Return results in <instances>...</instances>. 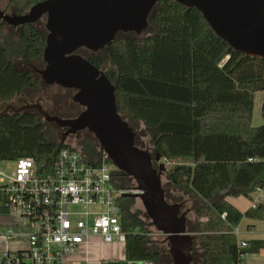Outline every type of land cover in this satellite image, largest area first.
<instances>
[{
  "label": "trees",
  "instance_id": "1",
  "mask_svg": "<svg viewBox=\"0 0 264 264\" xmlns=\"http://www.w3.org/2000/svg\"><path fill=\"white\" fill-rule=\"evenodd\" d=\"M38 1L42 0H7V8L21 15ZM38 23L13 27L0 20V103L49 87L37 73L44 67L46 36ZM148 27L154 29L150 34L118 33L102 50L77 53L102 69L114 84L122 119L129 126L130 121L143 124L149 152L167 162L163 172L169 184L197 202L196 219L187 220L186 229L197 242L198 263L243 264L242 257L264 247V241L241 248L233 229L242 218L264 221V202L240 211L225 198L251 199L257 189L264 192V101L263 122L252 125L254 94L264 90V59L232 49L197 9L175 0H158L149 13ZM5 29L11 33L1 36ZM36 101L50 115L61 118H72L80 111L73 115L64 110L67 102L54 97H48L49 107L39 98ZM62 132L35 110L5 113L0 116V163L30 156L39 168L49 170ZM134 144L141 148L136 138ZM79 145L91 160L99 153L88 131ZM153 164L158 166L154 160ZM115 176L118 187H134L133 179L123 172ZM164 194L167 202L180 203L165 190ZM118 200L124 256L102 264L171 260L166 251L152 246L147 218L142 219L137 210L131 212L135 199L119 196Z\"/></svg>",
  "mask_w": 264,
  "mask_h": 264
},
{
  "label": "water",
  "instance_id": "2",
  "mask_svg": "<svg viewBox=\"0 0 264 264\" xmlns=\"http://www.w3.org/2000/svg\"><path fill=\"white\" fill-rule=\"evenodd\" d=\"M197 9L213 32L232 49L244 55L264 59V0H175ZM158 0H42L25 13L0 11V20L17 27L44 17L46 30L38 74L45 85L73 90L71 100L81 107L72 118L50 115L38 102L7 104L0 116L23 110L37 111L46 122L65 128L60 144L68 135L87 130L112 164L131 177L138 192L122 196L139 199L151 226L166 236L172 264H190L194 235L187 231V210L181 203L165 199L160 174L163 163L147 150L134 144L135 133L120 116L114 84L102 69L76 51L104 49L122 32L140 35L148 25V16ZM153 160L158 169L153 166Z\"/></svg>",
  "mask_w": 264,
  "mask_h": 264
},
{
  "label": "built area",
  "instance_id": "3",
  "mask_svg": "<svg viewBox=\"0 0 264 264\" xmlns=\"http://www.w3.org/2000/svg\"><path fill=\"white\" fill-rule=\"evenodd\" d=\"M66 144L58 147L49 170L26 156L14 161L7 181L0 178V212L13 218L0 227V236L24 244L0 250V264H65L64 257L89 238L124 242L118 197L138 192L135 185L117 186L119 170L100 148L91 160L80 147Z\"/></svg>",
  "mask_w": 264,
  "mask_h": 264
},
{
  "label": "rangeland",
  "instance_id": "4",
  "mask_svg": "<svg viewBox=\"0 0 264 264\" xmlns=\"http://www.w3.org/2000/svg\"><path fill=\"white\" fill-rule=\"evenodd\" d=\"M6 10L5 13H11V9L7 8V0H0V11ZM38 26L42 29L44 27V22L45 18L42 17L39 20H37ZM154 29L152 27H148L147 29L145 28L140 35H145V34H150ZM122 33V32H120ZM129 33V32H126ZM15 36V35H14ZM81 54L88 55L89 52L85 48H80ZM104 59H107V56L105 53L103 54ZM49 86L48 88H43L40 91H27L23 96L25 99H28V103H32L35 101V99L39 98L40 102L45 105L46 107H49L50 102L48 101V97H54V99L58 100V102H67L65 104V109L66 111L70 110V112L75 115L77 111L80 110V105L77 103H74L71 98L73 95V91H70L69 93L65 90L66 88H62L60 86L56 85H46ZM22 96V97H23ZM69 99V100H68ZM264 101V90H258L254 94V112H253V124L254 125H259L262 122V116H261V106ZM11 103L13 106L18 107L21 103L18 97L10 99L9 101H5L3 103H0V111L8 104ZM126 119H128L127 116H125ZM131 128L133 129L135 133V138L137 143L142 149H145L147 151H150L151 145L149 141V135L145 127L141 122H135V121H130ZM48 128L50 129H55L52 125H48ZM59 128V127H58ZM61 129V128H59ZM55 131L57 133H60L59 130ZM84 131L87 130H81L74 135H68L66 139L64 140L65 144L67 143L68 145L71 146H77L78 148L81 146L79 145V140L80 138L84 135ZM78 133H80L78 135ZM57 139V138H56ZM59 139V138H58ZM66 144V145H67ZM163 170L160 174L161 178V185L162 188L165 190L167 195L171 200L178 201L182 205V210L188 209L187 213V220L193 222L196 219V207H197V202L180 193L177 189H175L173 186H171L168 182L166 174L163 172L165 167L167 166V162H163ZM157 164V163H156ZM154 165V164H153ZM158 165V164H157ZM15 162L11 160H6L0 163V178L3 179L4 181H7L8 178L10 177L11 171L14 169ZM155 168H158V166H154ZM231 196V195H228ZM227 196V197H228ZM234 197V196H232ZM242 200V198H241ZM131 212L134 211H139V216L142 219H146L149 223L150 220L146 216L145 209L143 208V205L139 199H135V203L131 206L130 208ZM151 224V223H150ZM150 230L151 233H149V238L151 242H154L152 246H155L156 248L161 249L162 251H166L168 253V242L167 239L164 235L156 231L153 226L150 225ZM89 249L87 251V254L89 256H117V258H122L123 257V243L113 240L111 242L105 243L102 242L101 240L97 239L96 237L90 238L89 239ZM193 249V258L190 261V264H199L197 261V254L199 253V249L197 246V242L194 238V242L192 245ZM76 253H80V251H76ZM80 255H83V253H80ZM116 259V258H114ZM162 264H172L171 260H166L165 263Z\"/></svg>",
  "mask_w": 264,
  "mask_h": 264
},
{
  "label": "crops",
  "instance_id": "5",
  "mask_svg": "<svg viewBox=\"0 0 264 264\" xmlns=\"http://www.w3.org/2000/svg\"><path fill=\"white\" fill-rule=\"evenodd\" d=\"M6 33L8 34L11 32L5 29L2 32L1 36ZM22 99L25 98L22 97ZM253 112H254V101H253V110H252V120H253ZM262 122H263V118H262ZM252 125L257 126L253 124V121H252ZM225 200L231 203L232 205H234L240 211H245L248 207H254L258 203L264 202V192L260 189H257L254 193L251 194V199H247L243 196H237V197L228 196L225 198ZM186 210L188 213V209ZM12 222H13L12 217L0 212V227L11 224ZM234 228L237 229V233L235 234L237 243L246 242L247 243L246 245L253 246L252 244H250L251 242L254 243L255 241H264V221L242 218L238 223V225ZM89 239L86 241L85 244L80 245L77 249V251H80V253H83V255L79 256L80 253L78 254L75 252L70 256H65L64 257L65 264H102L107 260H117L123 258V257L117 258V256H89V254H87V251L89 249V242H88ZM23 245L24 244L21 242L9 241L0 236V250H13ZM123 256H124V249H123ZM242 261L243 264H264V247L259 248L258 251H255L253 253L245 254L242 257ZM143 264H147V263H143Z\"/></svg>",
  "mask_w": 264,
  "mask_h": 264
},
{
  "label": "flooded vegetation",
  "instance_id": "6",
  "mask_svg": "<svg viewBox=\"0 0 264 264\" xmlns=\"http://www.w3.org/2000/svg\"><path fill=\"white\" fill-rule=\"evenodd\" d=\"M9 26H10V25H9ZM76 52H77V51H76ZM44 65H45V63H44ZM37 73H38V72H37ZM40 79H41V78H40ZM70 90H71V89H70ZM18 98H19V100H22V101H21V102H22L21 104H23L24 102H29L28 99H22V97H18ZM36 102H37V101H36ZM21 104H20V105H21ZM20 105H19V106H20ZM42 107H43V106H42ZM80 111H81V109H80ZM80 111H79V112H80ZM79 112H78V113H79ZM78 113H77V114H78ZM77 114H76V115H77ZM61 129H62V128H61ZM64 130H65V128L62 129V131H64Z\"/></svg>",
  "mask_w": 264,
  "mask_h": 264
}]
</instances>
